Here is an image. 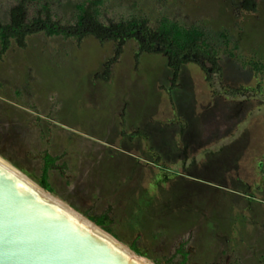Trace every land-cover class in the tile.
Returning <instances> with one entry per match:
<instances>
[{
  "label": "rangeland",
  "instance_id": "1",
  "mask_svg": "<svg viewBox=\"0 0 264 264\" xmlns=\"http://www.w3.org/2000/svg\"><path fill=\"white\" fill-rule=\"evenodd\" d=\"M17 1L0 0V24ZM86 1L40 0L28 17L47 6L75 25ZM238 1H105L107 27L133 16L150 32L162 18L203 31L216 62L177 74L135 39L12 43L0 58V157L38 185L44 156L55 158L51 193L89 219L107 214L101 228L154 264H179L178 250L186 264H264V0L254 12Z\"/></svg>",
  "mask_w": 264,
  "mask_h": 264
},
{
  "label": "water",
  "instance_id": "2",
  "mask_svg": "<svg viewBox=\"0 0 264 264\" xmlns=\"http://www.w3.org/2000/svg\"><path fill=\"white\" fill-rule=\"evenodd\" d=\"M0 159V264H154Z\"/></svg>",
  "mask_w": 264,
  "mask_h": 264
},
{
  "label": "trees",
  "instance_id": "3",
  "mask_svg": "<svg viewBox=\"0 0 264 264\" xmlns=\"http://www.w3.org/2000/svg\"><path fill=\"white\" fill-rule=\"evenodd\" d=\"M105 1L89 0L84 4L76 5L75 25L64 26L50 19V11L47 6H40L41 10L36 16L28 17L30 10L35 5L39 6L40 0H18L14 8L9 11L10 23L0 24V58L10 49L12 43L24 48L26 38L43 34L47 37L61 36L79 41L87 36L99 41H116L117 49L122 46L124 40L135 39L138 41L140 53L164 55L168 68L175 74L183 64L193 63L197 65L201 58L213 64L216 62V52L211 50L205 34L200 28L196 26L186 28L177 22L162 18L156 29L150 32L144 26V20L140 21L133 16L124 22L107 27L101 24L98 19L99 10ZM238 3L246 12H254L257 8L256 0H239ZM254 66L255 63L251 67ZM215 68L217 67L215 66ZM259 71L261 72V67ZM229 95L234 96L231 93ZM55 161L56 159L49 155L44 156L41 176L38 179L39 185L49 192H52V188L47 181L48 171L55 166ZM89 220L100 227H105L111 221L107 214L92 216ZM131 250L143 255L134 246V242ZM177 252L181 255L179 264H186L188 254L182 250Z\"/></svg>",
  "mask_w": 264,
  "mask_h": 264
},
{
  "label": "bare ground",
  "instance_id": "4",
  "mask_svg": "<svg viewBox=\"0 0 264 264\" xmlns=\"http://www.w3.org/2000/svg\"><path fill=\"white\" fill-rule=\"evenodd\" d=\"M0 160H1V159H0ZM1 164H2V162H0V165H1ZM2 165H3V164H2ZM2 165H1V166H2ZM2 167H3V166H2ZM33 191H34L37 195H39L40 197H42V196L40 195V194H41L40 191H37V190H35V189H33ZM42 198H43V197H42Z\"/></svg>",
  "mask_w": 264,
  "mask_h": 264
}]
</instances>
